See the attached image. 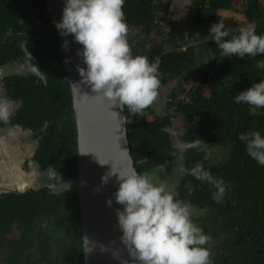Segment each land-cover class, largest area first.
Masks as SVG:
<instances>
[{
	"label": "trees",
	"instance_id": "16d2710c",
	"mask_svg": "<svg viewBox=\"0 0 264 264\" xmlns=\"http://www.w3.org/2000/svg\"><path fill=\"white\" fill-rule=\"evenodd\" d=\"M161 0H125L123 12L129 36L137 38L133 55L159 58V89L177 80L167 93L165 113L151 104L142 115L124 109L126 137L133 166L143 174L163 162L178 169L200 163L213 176L228 184L221 202L212 198L214 188L207 182L181 172L174 196L190 202L191 219L212 240L204 245L212 264H264V166L245 151L237 135L258 130L264 135V109L251 115L247 104L233 96L264 79L255 57L221 56L209 27L220 10L237 11L245 25L230 27L229 37L254 23L264 33V2L260 0H192L190 18L204 28L207 57L198 58L194 44H185L176 29L158 14ZM135 32V35L132 32ZM29 53L31 57L29 58ZM19 61L21 73L5 78V95L16 109L8 123L27 129L36 140L32 159L43 171L53 170L71 178L72 185L60 190L52 185L27 187L18 192H0V264H82L80 210L76 194V144L69 82L55 27L43 0H0V65ZM45 73L47 84L38 82L32 69ZM193 83H188V75ZM158 89V90H159ZM183 118L184 144L200 140L198 148L179 151L170 133L171 116ZM227 139L225 155L216 162L205 157V149ZM190 186L192 191L189 193Z\"/></svg>",
	"mask_w": 264,
	"mask_h": 264
},
{
	"label": "clouds",
	"instance_id": "9594fccd",
	"mask_svg": "<svg viewBox=\"0 0 264 264\" xmlns=\"http://www.w3.org/2000/svg\"><path fill=\"white\" fill-rule=\"evenodd\" d=\"M124 3L125 0H64L60 20L53 21L60 35L71 34L73 40L82 46L77 55L82 58L84 66H76L80 80L71 85L90 86L109 102L108 112L115 122V130L121 128L124 116L118 120L119 114L109 111L110 106L121 110L127 107L129 113L142 115L143 110L157 99L160 87L159 58L150 62L145 55L132 54L128 42L130 29L122 7ZM230 32L223 20L209 27L211 39L221 50L222 57L264 55V33L258 34L254 23L225 39ZM255 66L264 69V60H257ZM32 71L38 82L47 84L45 73L36 65ZM232 98L238 104H247L249 114L259 115L260 109H264V79L252 83ZM13 115L12 102L0 97V122L8 123ZM237 138L243 142L248 156L264 166V135L258 130H250L238 133ZM199 143L200 140H195L184 147L198 148ZM178 169L211 185L214 201L223 200L228 184L222 177L213 176L200 163L190 170L180 164ZM113 173H117L119 182L114 198L123 206L117 211L121 240L140 264H212L211 252L204 247L211 238L191 219L190 202L176 199L164 182L154 184L147 175L135 169L127 173L111 170L102 177V182ZM47 175L59 179L58 173L51 169ZM186 187L190 193L191 187Z\"/></svg>",
	"mask_w": 264,
	"mask_h": 264
},
{
	"label": "water",
	"instance_id": "95a60500",
	"mask_svg": "<svg viewBox=\"0 0 264 264\" xmlns=\"http://www.w3.org/2000/svg\"><path fill=\"white\" fill-rule=\"evenodd\" d=\"M43 1L52 23L59 21L64 0ZM55 30L65 62L75 128L82 264H140L121 240L117 211L123 206L114 198L119 183L117 173L102 182V177L111 170L127 173L135 169L128 148L124 109L109 107V111L119 114L118 120L124 116L121 128L115 130V122L108 112L109 102L90 86L81 84L79 88L71 85L80 80L76 66H84L82 58L77 55L82 46L73 40L71 34L62 36L56 27ZM64 41H67L66 46ZM0 191L12 189L0 187Z\"/></svg>",
	"mask_w": 264,
	"mask_h": 264
},
{
	"label": "rangeland",
	"instance_id": "374dc122",
	"mask_svg": "<svg viewBox=\"0 0 264 264\" xmlns=\"http://www.w3.org/2000/svg\"><path fill=\"white\" fill-rule=\"evenodd\" d=\"M264 2V0H260ZM191 2L192 0H161V6L158 9V14L162 18V20L167 24L168 28L169 26H172L174 29L177 30L179 36L182 38V41L185 44H194L197 49V56L198 58H206L208 55L204 48V28L194 24L192 19L190 18L189 14L192 10L191 8ZM217 21L223 20L224 23L230 24L233 26L237 25H245V19L244 17L236 10L225 12V10H220L216 16ZM144 36L142 34H139L137 38H131L128 36V42L131 46L135 41L138 39H144ZM13 63V62H12ZM25 70V65L23 63H15V64H8L6 66H3V71L7 73H21ZM188 83H193L192 81V75H188L187 77ZM177 80L174 79L173 81L167 83L166 85L162 86L158 90V96L157 99L152 103V105L155 107V112L157 114H164L165 113V101L167 99V93L175 86H177ZM172 126H171V133L170 138L172 141V144L174 147H176L179 151H182L184 149V142L181 140L180 135L183 132V118L179 114H175L171 116ZM17 130V131H16ZM19 128L14 129L16 132H7L5 136H8V138H1L0 140V155L3 156L5 167H8L9 173H14V175H17V183L21 186H18L19 189H23V185L25 183L26 186L28 185H38L41 183L46 184H54L53 188L60 190L64 185L70 186L72 185V179L63 177L62 175L58 174L59 179L56 177H49L46 173L38 172L37 169H34L33 167H30V170L24 174L18 170L19 165V157L14 160V153L16 154L15 147L8 146L7 142H11V138H15L16 134L19 133ZM6 132V131H5ZM0 133H4L0 129ZM10 133V135H9ZM11 137V138H9ZM223 134H218L217 140L214 142V144L210 148L205 149V157L211 162H216L220 158H222L226 153L227 148V142L224 139ZM17 146H26V142L21 137H16ZM3 141V143H2ZM5 144V145H4ZM25 152H22L23 157H26L28 154L32 152V148L29 147L28 150H24ZM0 156V158H1ZM5 158H8V160H5ZM14 162V163H13ZM4 170L1 169L0 165V171ZM52 171V170H51ZM53 172V171H52ZM142 175H147L149 179L154 184H159L161 182H164L166 187L171 190L173 193H175V186L177 184V181L181 175V172L179 169H175L172 167L169 162H163L162 164L156 166L154 169L143 173ZM38 180V181H37ZM3 187L7 188L8 185H4ZM10 188V187H9ZM190 213L194 215L202 214L203 211L196 210L190 208ZM212 240H209L206 244L210 245Z\"/></svg>",
	"mask_w": 264,
	"mask_h": 264
},
{
	"label": "flooded vegetation",
	"instance_id": "af4514ba",
	"mask_svg": "<svg viewBox=\"0 0 264 264\" xmlns=\"http://www.w3.org/2000/svg\"><path fill=\"white\" fill-rule=\"evenodd\" d=\"M18 62L19 61H13V63L12 62H8V63L0 65V97H6V95H5V87H4L5 78L8 77L9 75L14 74V73H7V72L3 71V66H6L8 64H15V63H18ZM11 102L13 104V108H14V111H15L17 105L15 104L14 101H11ZM18 128L20 130H19V133L16 134L15 138L16 137H21L22 139H24V141H27L26 142L27 143L26 146H23V147L17 146L16 145L17 144L16 139L15 138H11V137H9V138H11L12 141L11 142H7L8 146L17 148L16 149L17 153L16 154L14 153L13 157H14V160H16L19 157L18 159L20 161H19V165H18V170L20 172L26 174L30 170V168H29V166H30V167H33L34 169H37L38 172H41V173L48 172V170H46V171L41 170L39 168V166L35 163V161L32 159L33 148L36 145V140H34L31 137V134H30V132L27 129L22 128L18 124H4L3 126H0V129L2 131H4V133H0V139L1 138H3V139L8 138V136H5V135H7L5 133H7L8 131L9 132H16L17 130L14 131V129H18ZM9 135H10V133H9ZM2 143H3V141H2ZM29 147L32 148V152L30 154H28L26 157H23V154H21V153L25 152L24 150H28ZM5 160H8V158H5ZM0 165H1V169H4V170L0 171V187H3L4 185H8L10 187V189H12V191L13 190L22 191V190L26 189L27 187H31V186H34V187H40V186H44V185H52V186H54V184H49V183L48 184L41 183V184H38V185H29V186L27 185L26 186L27 183H25L23 185L24 187H22L23 189H19L18 186H21V185H19L17 183V175H14V173H9V171L7 169L8 167H5V162H4L3 156H1V158H0ZM9 187H7V188H9Z\"/></svg>",
	"mask_w": 264,
	"mask_h": 264
}]
</instances>
